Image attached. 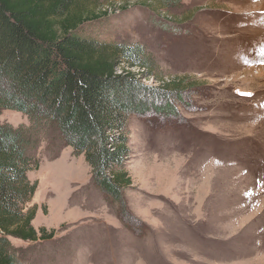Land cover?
<instances>
[{
  "label": "rangeland",
  "instance_id": "1",
  "mask_svg": "<svg viewBox=\"0 0 264 264\" xmlns=\"http://www.w3.org/2000/svg\"><path fill=\"white\" fill-rule=\"evenodd\" d=\"M110 15L85 36L138 43L159 82L185 95L132 117L131 215L92 183L71 147L38 134V230L11 239L22 264H264V0H99ZM116 6V7H115ZM111 7V8H110ZM181 84V85H182ZM0 124L29 126L18 112Z\"/></svg>",
  "mask_w": 264,
  "mask_h": 264
},
{
  "label": "trees",
  "instance_id": "2",
  "mask_svg": "<svg viewBox=\"0 0 264 264\" xmlns=\"http://www.w3.org/2000/svg\"><path fill=\"white\" fill-rule=\"evenodd\" d=\"M108 15L99 0H0V112L30 122L0 124V264H22L11 239L39 243L56 234L37 230L36 208L27 207L37 190L29 173L40 167L41 132L84 157L92 183L130 223L123 217L131 216L132 117L186 91L181 82L145 84L160 81L159 65L142 45L84 35Z\"/></svg>",
  "mask_w": 264,
  "mask_h": 264
},
{
  "label": "built area",
  "instance_id": "3",
  "mask_svg": "<svg viewBox=\"0 0 264 264\" xmlns=\"http://www.w3.org/2000/svg\"><path fill=\"white\" fill-rule=\"evenodd\" d=\"M110 8H111V7H110ZM111 9H113V8H111ZM111 9H110L109 11H112Z\"/></svg>",
  "mask_w": 264,
  "mask_h": 264
}]
</instances>
